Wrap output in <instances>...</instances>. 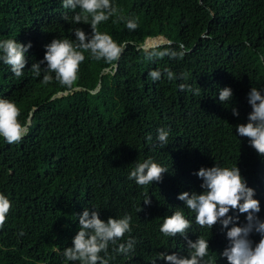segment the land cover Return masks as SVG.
<instances>
[{
    "label": "trees",
    "instance_id": "16d2710c",
    "mask_svg": "<svg viewBox=\"0 0 264 264\" xmlns=\"http://www.w3.org/2000/svg\"><path fill=\"white\" fill-rule=\"evenodd\" d=\"M113 3L125 17L139 18L135 31L111 20L100 26L118 43L127 42L118 67L112 70L103 61L86 59L77 90L61 96L58 83L42 85L43 74L33 78L30 68L43 59L44 46L54 38L74 39L71 29L90 32V26L74 24L75 13L63 8L61 0H0V40L32 43L22 77L0 62V98L17 104L21 123L31 117L29 132L19 144L9 145L0 137V193L12 203L0 230V264H65L63 250L72 247L85 208L100 211L105 222L125 214L132 218L125 240H136L135 251L124 257L110 246L109 255L115 256L110 264H165L157 254L187 255L183 237L159 231L163 218L178 209L192 221L188 239L203 236L209 242L206 259L227 264L221 258L227 229L222 231L220 224L200 228L177 197L202 192V181L194 174L201 167L237 166L256 192L261 208L257 215L264 221V157L236 132L238 124L248 122L251 88L264 92V0ZM157 36L170 40L173 49L182 42L183 59H146L147 52L169 46L141 48L146 38ZM164 69L177 76L187 73L188 78L168 81L162 76L153 82L148 76ZM180 83L193 91L181 92ZM225 87L232 89L233 98L222 104L219 90ZM159 128L170 133L163 148L156 139ZM148 158L168 172L161 182L140 187L128 176L136 162ZM146 196L150 206L143 203ZM239 221L237 226L244 224L246 214ZM250 239L258 243L260 237L253 234Z\"/></svg>",
    "mask_w": 264,
    "mask_h": 264
},
{
    "label": "clouds",
    "instance_id": "9594fccd",
    "mask_svg": "<svg viewBox=\"0 0 264 264\" xmlns=\"http://www.w3.org/2000/svg\"><path fill=\"white\" fill-rule=\"evenodd\" d=\"M62 6L75 14L72 22L77 25L90 26V32L81 27L71 29L74 39L54 38L44 46L42 60L32 64L30 71L33 78L42 76L41 84L50 85L54 81L61 87L59 95L68 96L77 90L80 79V66L86 59L96 62L103 61L112 70L118 67V61L127 48V42L118 43L106 31H101L100 26L108 21L112 23L124 22L129 31H135L139 27V18L135 16L125 17L123 9L113 3V0H61ZM77 9L79 11H77ZM115 18V19H113ZM67 20V16L62 17ZM168 47L163 50L153 49L146 53V59H162L165 56L172 60L183 59L186 55L185 45L181 42L175 49ZM32 48V43L22 44L14 39L0 40V62L10 67L16 78L24 75V69L28 63L27 53ZM88 54L86 57L85 54ZM43 65V67H42ZM107 70V69H105ZM148 76L153 82L160 81L166 76L168 81L175 79L186 80L187 73L177 76L169 69L152 70ZM181 92L193 91L191 86L180 83ZM199 93V88L195 94ZM233 92L229 87L219 90V101L224 104L232 101ZM251 112L246 124H238L236 132L239 137L247 138L249 146L255 152L264 157V92L252 87L247 96ZM233 116L238 117L239 112L232 108ZM21 110L17 104L5 98H0V137H3L9 145L19 144L28 134L30 120L20 122ZM157 141L161 148L168 145L169 131L164 128L157 130ZM152 140L151 135L147 137ZM168 169L154 162L152 158L143 162H136L128 179L133 180L137 186L144 187L153 182H161L163 174ZM201 181L200 194L183 192L177 199L186 202V208L194 213L195 223L200 228L212 229L217 224L226 231L227 247L221 254L226 258L227 264H264V221L258 217L260 202L254 199L256 192L247 186V181L241 175L237 166L227 167L215 164L212 167H201L194 173ZM145 205L151 204V199L146 196ZM12 208L11 201L0 193V230L7 222L8 214ZM89 211L85 208L78 216L79 231L72 240V247L63 250L65 264H110L115 256L109 255V248L115 255L130 257L135 251V239L129 237L132 231L131 216L125 214L121 218L109 217L107 221L100 219V211L93 208ZM236 212L238 215H229ZM246 214V222L241 226L239 215ZM229 225H232L229 228ZM192 227V221L186 218L185 213L178 209L171 216L163 218L159 228L160 233L166 237H183L187 243V255L165 253L157 254V259L164 260L165 264H213L206 259L209 255V242L203 236L193 242L188 239V230ZM258 234L260 239L254 243L250 237ZM20 236L25 235L23 231ZM125 241V242H120ZM103 254V255H102ZM156 264V260H153Z\"/></svg>",
    "mask_w": 264,
    "mask_h": 264
},
{
    "label": "water",
    "instance_id": "95a60500",
    "mask_svg": "<svg viewBox=\"0 0 264 264\" xmlns=\"http://www.w3.org/2000/svg\"><path fill=\"white\" fill-rule=\"evenodd\" d=\"M151 39H157V40H159V42L156 44H151V45L149 44L148 45L147 42H148V40H151ZM168 41H170V40H168L167 38H165L163 36L148 37V38H146V40H145V42L141 48L145 49V50H149L151 48H155V47H158V46H161L164 44H168ZM99 87H100V85H98V87L93 92H97ZM57 95H59V93ZM29 120L31 121V117L29 118Z\"/></svg>",
    "mask_w": 264,
    "mask_h": 264
},
{
    "label": "bare ground",
    "instance_id": "6f19581e",
    "mask_svg": "<svg viewBox=\"0 0 264 264\" xmlns=\"http://www.w3.org/2000/svg\"><path fill=\"white\" fill-rule=\"evenodd\" d=\"M156 43H158L156 40H151V41H149V44L151 45V44H156ZM148 44V45H149Z\"/></svg>",
    "mask_w": 264,
    "mask_h": 264
}]
</instances>
